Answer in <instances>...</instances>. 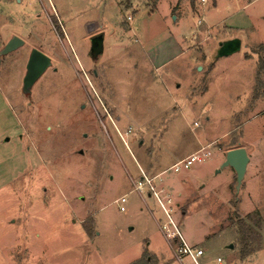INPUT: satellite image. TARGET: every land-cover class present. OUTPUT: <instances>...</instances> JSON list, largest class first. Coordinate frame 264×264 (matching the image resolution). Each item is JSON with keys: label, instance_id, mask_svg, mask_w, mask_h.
Segmentation results:
<instances>
[{"label": "rangeland", "instance_id": "obj_1", "mask_svg": "<svg viewBox=\"0 0 264 264\" xmlns=\"http://www.w3.org/2000/svg\"><path fill=\"white\" fill-rule=\"evenodd\" d=\"M14 35L24 44L0 55V264H194L169 218L198 264H264V0H0V51ZM175 43L187 51L172 57ZM32 48L51 65L23 93ZM236 146L249 157L237 193L221 167ZM145 175L158 201L136 188Z\"/></svg>", "mask_w": 264, "mask_h": 264}, {"label": "water", "instance_id": "obj_2", "mask_svg": "<svg viewBox=\"0 0 264 264\" xmlns=\"http://www.w3.org/2000/svg\"><path fill=\"white\" fill-rule=\"evenodd\" d=\"M23 44V40L17 36H12L2 47L0 55L7 54ZM240 48V42L237 39L220 43L218 57L233 53ZM103 51L102 35L93 37L90 41L89 53L93 57H98ZM51 65L50 58L36 48H32L29 52L28 59L25 64V74L22 78V92L28 93L34 82L42 75V73ZM249 161L247 152L242 147H235L225 151L224 160L221 167L229 166L235 172V191H239L241 183L246 171V165Z\"/></svg>", "mask_w": 264, "mask_h": 264}, {"label": "built area", "instance_id": "obj_3", "mask_svg": "<svg viewBox=\"0 0 264 264\" xmlns=\"http://www.w3.org/2000/svg\"><path fill=\"white\" fill-rule=\"evenodd\" d=\"M201 1L204 2V0H201ZM198 23H200V21H198ZM127 133H129V131ZM208 155H209V152L208 151H204V148L201 147L198 150H196V151L192 152L191 154L187 155L183 159H180L179 161H177L176 163H174L172 166H173V168H174L175 171H178L181 166L186 169L193 162L202 161ZM143 184H146V185L149 186V189L152 191L154 197L158 201L159 200L158 193L153 189V187L151 185V179L150 178H147L146 176H143V181L142 182H138V184L136 185V188H139L140 189L141 188V185H143ZM119 202L123 203L124 202V197H121ZM162 208L164 209V207H162ZM119 209L120 210H123L124 207L122 205H119ZM166 215L169 218V214H166ZM168 221L172 224L173 229L175 230V234L177 235V237L182 241V248H181L182 254H184L185 256L189 257L194 264H198L196 259L203 254L202 253V250L201 249H193L190 246H188L184 242V240L182 239L180 233L178 232V230L176 229V227L174 226V224L171 222V219L170 218H169ZM216 260H217V263H220V261H221L220 258H217Z\"/></svg>", "mask_w": 264, "mask_h": 264}, {"label": "trees", "instance_id": "obj_4", "mask_svg": "<svg viewBox=\"0 0 264 264\" xmlns=\"http://www.w3.org/2000/svg\"><path fill=\"white\" fill-rule=\"evenodd\" d=\"M253 51L255 54H257V72H258V74H260L262 72V70H264V45H260L258 48H256ZM257 94L255 95V98H258L260 96L259 94L258 95ZM263 94H264V92H263ZM245 220L249 221L250 218L247 216ZM241 224L245 225L247 223L245 221H242ZM248 231H250V230H248ZM244 239H245V237H244Z\"/></svg>", "mask_w": 264, "mask_h": 264}, {"label": "crops", "instance_id": "obj_5", "mask_svg": "<svg viewBox=\"0 0 264 264\" xmlns=\"http://www.w3.org/2000/svg\"><path fill=\"white\" fill-rule=\"evenodd\" d=\"M181 36H183L182 34H181ZM176 44V48H175V50H177L173 55H172V57H175V56H177V55H179V54H181V53H185L187 50H186V48H184V47H182V45H179L178 43H175ZM224 56H227V55H224ZM221 57H223V56H221ZM165 64V60H163V61H160L159 62V64L157 65V67H160V66H162V65H164ZM237 147V146H236ZM235 148V147H234ZM218 149V148H217ZM231 149V148H230ZM193 152V151H192ZM192 152H189V153H187L184 157H186L187 155H189V154H191ZM224 154H225V152H224ZM223 154V155H224ZM183 157V158H184ZM182 158V159H183ZM224 160V156H223V158H222V160L221 161H223ZM249 162V161H248ZM248 164V163H247ZM246 169H247V165H246ZM245 173H246V171H245ZM245 175V174H244ZM146 176V175H145ZM148 177V176H147ZM150 179H152L151 177H149ZM171 232H173V231H171Z\"/></svg>", "mask_w": 264, "mask_h": 264}, {"label": "flooded vegetation", "instance_id": "obj_6", "mask_svg": "<svg viewBox=\"0 0 264 264\" xmlns=\"http://www.w3.org/2000/svg\"><path fill=\"white\" fill-rule=\"evenodd\" d=\"M92 38H93V37H92ZM90 41H91V40H90ZM23 44H24V41H23ZM23 44H22V45H23ZM16 49H17V48H16ZM89 54H90V53H89ZM91 56H92V55H91ZM92 57H93V56H92Z\"/></svg>", "mask_w": 264, "mask_h": 264}]
</instances>
